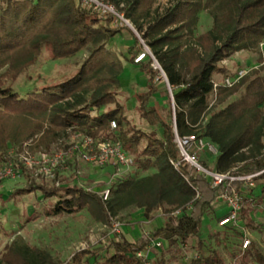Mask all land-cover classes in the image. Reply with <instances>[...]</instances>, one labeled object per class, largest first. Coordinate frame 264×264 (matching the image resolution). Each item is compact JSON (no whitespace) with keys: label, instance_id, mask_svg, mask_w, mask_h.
Here are the masks:
<instances>
[{"label":"trees","instance_id":"obj_1","mask_svg":"<svg viewBox=\"0 0 264 264\" xmlns=\"http://www.w3.org/2000/svg\"><path fill=\"white\" fill-rule=\"evenodd\" d=\"M106 1L119 8L142 34L165 75L167 122L156 121L150 103L157 89L154 74L158 71L152 70L149 56L144 63L139 62L150 74L146 90L136 94L137 109L141 118L160 123L162 136L138 130L129 135L124 129L128 122L117 99L122 56L108 46L122 28L112 27L109 17L100 16L80 0H0V164L8 160L18 163L17 154L10 153L12 149L47 152L70 134L94 142H117L125 150L145 137L147 145L134 164L141 171L153 172L115 179L106 200L76 185L48 188L33 181L19 193L39 190L44 197L56 199L52 214L87 208L106 225L131 206L142 210L146 218L161 209L167 216L162 225L132 241L121 234L120 239L110 237L114 253L107 262L111 264H145L138 253L148 259L153 256L155 264H167L174 249L180 250L183 243L193 239H197V253L183 264H224L214 250L204 254L200 235L203 212L222 195L238 191L242 196L246 185L244 181L226 180L213 186L188 163L175 168L172 162L180 158L175 132L179 137L202 138L216 148L210 168L213 171L241 176L264 170V57L260 50L264 45V0H171L157 7H153L156 0ZM203 9L208 10L212 26L194 35L198 13ZM43 49L49 51L52 60L75 57L83 51L87 54L73 71L25 92L14 90L13 82L37 61ZM240 51L256 53L258 65L231 85L218 83L214 89L216 74L235 77L228 76V69L220 63ZM200 162L207 167L203 160ZM255 182L257 195L253 191L251 199L260 202L264 171ZM194 207L199 208L196 216ZM244 212L242 207L239 218L244 226L264 229L252 212L247 218ZM156 237L161 238L159 255L154 246ZM249 254L247 247L240 248L233 255V264H250L246 259ZM253 255L258 264H264L258 249ZM86 262L96 263V256ZM0 264L61 263L18 235L0 252Z\"/></svg>","mask_w":264,"mask_h":264},{"label":"rangeland","instance_id":"obj_2","mask_svg":"<svg viewBox=\"0 0 264 264\" xmlns=\"http://www.w3.org/2000/svg\"><path fill=\"white\" fill-rule=\"evenodd\" d=\"M169 1L171 0H156L153 7L163 6L164 3L168 4ZM211 26L212 18L208 10H201L198 13L197 23L194 27V35L207 31ZM136 32L146 45L142 34L137 30ZM108 46L122 56L120 79L124 86L122 85L117 90V99L123 105V113L128 122L124 129L127 130L129 135L134 130H138L147 135L155 134L157 137H161L162 127L160 123L155 122V120L150 122L141 118L137 109L138 99L136 94L146 90L150 74L141 65H135L128 60L129 56H133L135 52H142L143 46L140 40L131 30L124 28L121 34L115 35L111 39ZM86 54L87 52L83 51L75 57L52 60L49 51L43 49L37 61L28 66L13 82V88L19 93L25 92L35 85L53 80L61 73L73 71ZM257 57L256 53L240 51L224 59L220 64L228 69V76H232L238 71L244 70L247 72L249 69L256 67L258 65ZM150 65L152 70L158 71L154 75L160 80V85H157L150 103L155 109L156 121L167 122L168 104L164 95L166 94L164 78H162L161 72L153 62ZM213 77V80L217 83H222L225 78L220 74ZM126 83L129 86L126 87ZM133 83H136L137 86ZM262 109L264 110V104ZM82 140V135L70 134L55 143L47 152L12 149L10 153L17 154L18 163L8 160L0 164V169L11 164L15 170L14 176L0 179V252L6 244L19 235L28 245L48 251L61 264H88L85 255L89 257L95 255L96 263L94 264H111L107 262V258L114 253L113 247L110 246L111 236L114 239H120L118 235H124L123 231H127V237L131 239V236L134 235L132 236L133 239L136 234L135 230H138V234H141V232L150 231L154 226L164 223L167 216L161 209L154 211L151 214L152 217L146 218L143 216L142 210L134 206L122 210L116 217L111 219L109 225L95 219L87 208L72 213L52 214L51 211L56 202L54 197H44L39 190L30 193H19L29 185L30 181H33L37 185L48 188L59 187L60 185H76L100 196L103 190L110 188L112 182L121 176L140 177L153 172L152 169L141 171L134 164L136 156L147 145L145 137L131 150L123 148L126 154L133 159V164L129 167L120 164L97 165L85 162L76 149L82 143ZM95 143L101 142L95 141ZM58 154L62 156L53 166L51 159H54ZM199 159L203 160L208 168L212 167L214 157L206 151H199ZM49 170L50 172H46ZM253 191H257L256 182L253 187L245 186L244 188L241 196L242 207L245 208L244 214L247 218L250 212H256L255 219H262L264 216V196L260 202L252 201L253 195L251 193ZM260 207H262V212H258ZM192 211L195 216L199 214L198 207H194ZM228 211L226 203L221 199L215 200L210 207H205L200 234L204 244V254L208 255L210 250H214L224 264H233V255L240 248L243 249V241L248 239L250 243L247 249L250 254L246 259L250 264H258L253 255V250L256 248L264 255V229H252V231L244 226L241 223V218H239L240 211L235 223L220 226L217 223V218L227 214ZM114 224L120 225V232L115 233L112 231ZM249 234L252 235L251 238ZM160 241V237L155 238V242ZM196 242L197 239H193L188 243H183L180 250L174 249L171 253V261L168 260L167 264L187 263L197 253L198 244ZM161 248H156L158 255ZM165 257L167 260L169 256L166 255ZM149 262L155 264L153 256L149 259Z\"/></svg>","mask_w":264,"mask_h":264},{"label":"built area","instance_id":"obj_3","mask_svg":"<svg viewBox=\"0 0 264 264\" xmlns=\"http://www.w3.org/2000/svg\"><path fill=\"white\" fill-rule=\"evenodd\" d=\"M80 1L83 5L94 9L100 16L109 17L110 25L112 27L122 28V29L127 28L131 30L140 40L143 46L142 52L138 53L134 58L133 60L134 63H139L141 61H144L149 56L152 59V62L154 63L156 68H158L159 71L161 72L162 78H164V80L166 79L160 66L154 59L148 47L144 44L140 35L134 29L131 21L124 15V13L119 8H117L116 6H114L113 4H111L106 0H80ZM245 73L246 72L243 70V71H238L235 77H225L222 81V84L229 86L237 79H239L241 76H243ZM212 81H213V87L215 89L218 83L214 80ZM111 127L112 128L115 127L114 122L111 123ZM175 142L179 149L180 158L178 161L172 162L173 166L177 168L180 163H188L195 169L197 173L209 179L213 186H218L226 180L228 181L240 180V181H244L246 186L253 187L255 185V181L258 175L264 171L262 170L257 173L241 175V176H233L228 173H218L202 165L198 154V151L204 150L210 155H215L217 153V150L213 145L205 142L202 138H198L193 135L179 137L176 134V132H175ZM76 149L79 151L81 158L85 162L94 163L97 165L120 164L128 167L133 164V159L129 157L128 154H126L122 145L117 142L97 144L91 138L84 137L82 143ZM263 152H264V146H263ZM61 156L62 155L58 154L55 156L54 159H51L53 166L61 158ZM14 171L15 170L11 164L1 168L0 179H7L10 176H14L15 173ZM46 172H50V170ZM100 196L102 197L103 200H106L109 196V188L103 190ZM220 199L226 203L229 211L223 219L218 221V224L220 226H225L229 223H235L237 221L238 212L240 211L243 204L241 194L238 191H233L231 194L222 195ZM262 223L264 227V220ZM112 231L115 233L120 232V225L114 224ZM249 243L250 241L248 239H245L243 241V248H246ZM154 246L160 247L161 242H155ZM137 255L139 257L144 258L145 264H151L149 262V259L146 256H144L143 253H138Z\"/></svg>","mask_w":264,"mask_h":264},{"label":"crops","instance_id":"obj_4","mask_svg":"<svg viewBox=\"0 0 264 264\" xmlns=\"http://www.w3.org/2000/svg\"><path fill=\"white\" fill-rule=\"evenodd\" d=\"M164 5H166V3H164ZM163 5V6H164ZM122 31H123V29L119 32V33H117L116 35H118V34H121L122 33ZM113 39V38H112ZM126 46H128L127 44H125ZM261 53H262V55L264 54V45H262L261 46ZM138 54V52H135L134 53V55L133 56H129V58H131V57H133V58H135L136 57V55ZM129 58H128V60H129ZM146 60V59H145ZM145 60L143 61V63L145 62ZM129 61H131V60H129ZM132 63H134L133 61H132ZM135 65H141L140 63H134ZM159 80V79H158ZM120 81H121V79H120ZM160 83V80L159 81H157V85H160L159 84ZM133 84H136V83H133ZM123 85V83H122V81H121V86ZM124 86V85H123ZM125 86L127 87V86H129V84L128 83H126L125 84ZM136 86H137V84H136ZM212 156V155H211ZM257 195V191H254V196H256ZM249 198H251V197H249ZM264 202V201H263ZM259 211H261L262 212V207H260L259 209H258V212ZM251 215H252V217L255 219V215H256V212H252L251 213ZM257 222H259V223H262L263 222V220H264V216L262 217V219L260 218V219H255ZM250 230H252V229H250ZM253 231V230H252ZM123 233H124V238H126L127 240H129V241H132L135 237H137V236H139L140 234H138V230L136 231L135 230V237H133V239H132V236H134V235H132L131 236V239H129L128 237H127V231H123ZM142 233V232H141ZM250 236V238L252 237V235L251 234H249ZM85 257H86V259L89 257L88 255H85ZM91 259V258H90ZM90 261V260H89ZM88 263V262H87Z\"/></svg>","mask_w":264,"mask_h":264}]
</instances>
